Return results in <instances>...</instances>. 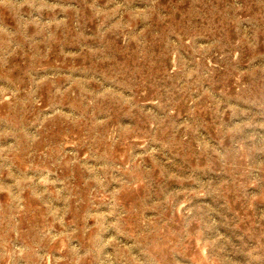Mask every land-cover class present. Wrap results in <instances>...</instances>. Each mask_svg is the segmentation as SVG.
I'll use <instances>...</instances> for the list:
<instances>
[{
	"label": "rangeland",
	"instance_id": "rangeland-1",
	"mask_svg": "<svg viewBox=\"0 0 264 264\" xmlns=\"http://www.w3.org/2000/svg\"><path fill=\"white\" fill-rule=\"evenodd\" d=\"M0 264H264V0H0Z\"/></svg>",
	"mask_w": 264,
	"mask_h": 264
}]
</instances>
